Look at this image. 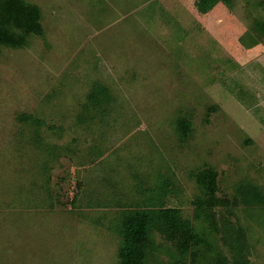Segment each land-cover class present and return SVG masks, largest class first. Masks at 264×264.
Segmentation results:
<instances>
[{
  "label": "rangeland",
  "instance_id": "obj_1",
  "mask_svg": "<svg viewBox=\"0 0 264 264\" xmlns=\"http://www.w3.org/2000/svg\"><path fill=\"white\" fill-rule=\"evenodd\" d=\"M26 1L45 37L0 46V264H118L113 225L140 206L179 208L211 255L232 258L194 219L192 174L208 166L221 196L240 201L251 264H264V206L239 193L264 197V0L205 16L195 0ZM156 239L151 264L175 262Z\"/></svg>",
  "mask_w": 264,
  "mask_h": 264
},
{
  "label": "trees",
  "instance_id": "obj_2",
  "mask_svg": "<svg viewBox=\"0 0 264 264\" xmlns=\"http://www.w3.org/2000/svg\"><path fill=\"white\" fill-rule=\"evenodd\" d=\"M219 4L231 10L235 0H195L194 6L199 14L207 15ZM257 5L263 6L260 1ZM255 28L264 35V21L257 20ZM33 37H45L40 6L26 0H0V46L22 49L29 45ZM241 40L243 42L244 38ZM94 87L98 98L108 96V90L102 83L95 82ZM97 96L93 99L97 100ZM96 104L97 101L94 102ZM209 109L216 111L218 107ZM20 119L35 127L36 131H40L44 124L31 115H22ZM177 129L185 138L193 132L192 124L186 118L178 119ZM219 178V172L209 166L192 174L198 188L192 202L194 219L204 223L214 235L220 236L223 245L231 251L232 258L217 253L211 255L207 237L197 232L193 222L184 218L179 208L140 206L121 211L118 224L113 225L120 238L118 264H151L164 249L156 236L170 245L165 249L169 256L177 259L172 264H251L250 244L236 216L240 201L221 196ZM248 188H240L241 204L245 208L264 206V197L258 194V188ZM202 248L206 254L201 252Z\"/></svg>",
  "mask_w": 264,
  "mask_h": 264
},
{
  "label": "crops",
  "instance_id": "obj_3",
  "mask_svg": "<svg viewBox=\"0 0 264 264\" xmlns=\"http://www.w3.org/2000/svg\"><path fill=\"white\" fill-rule=\"evenodd\" d=\"M217 6H218V5H217ZM217 6H216V7H217ZM216 7H215V9H216ZM215 9H214V10H215ZM214 10H213V11H214ZM213 11H212V13H213ZM207 15H209V14H207ZM203 16H205V15H203Z\"/></svg>",
  "mask_w": 264,
  "mask_h": 264
}]
</instances>
